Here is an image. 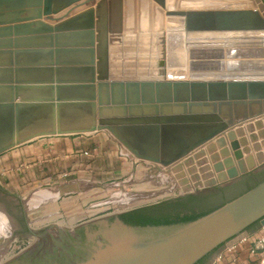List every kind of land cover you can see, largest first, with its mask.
I'll list each match as a JSON object with an SVG mask.
<instances>
[{
	"label": "water",
	"instance_id": "obj_1",
	"mask_svg": "<svg viewBox=\"0 0 264 264\" xmlns=\"http://www.w3.org/2000/svg\"><path fill=\"white\" fill-rule=\"evenodd\" d=\"M92 1L0 0V154L38 137L108 131L134 158L174 173L180 196L201 192L193 165L208 155L209 186L264 169L238 139L242 124H264V50L254 52L264 47V0H97L72 14ZM32 32L48 45L19 46ZM214 45L233 48L209 63L189 59L193 46ZM183 68L185 78L173 77ZM132 209L29 225L36 239L0 264H196L264 226V180L188 223L133 225L122 218Z\"/></svg>",
	"mask_w": 264,
	"mask_h": 264
},
{
	"label": "crops",
	"instance_id": "obj_2",
	"mask_svg": "<svg viewBox=\"0 0 264 264\" xmlns=\"http://www.w3.org/2000/svg\"><path fill=\"white\" fill-rule=\"evenodd\" d=\"M96 2L97 0H94L78 7L79 9L76 8L72 14ZM114 3L112 7L107 8L109 24L117 18ZM68 10L54 17H61ZM45 19L51 23L55 22ZM34 33L29 35L31 41L25 40L19 46L40 48L48 45L43 39L36 41L38 36ZM7 47V43L2 42L0 48ZM6 59L7 55H2L1 65L8 63ZM33 77L37 80H50L45 74H36ZM258 129L260 133L264 132V124ZM247 137L249 133L243 129L238 133L239 140ZM261 151H264V147ZM207 159V163L195 160L193 165L195 174L202 181L216 176L209 155ZM150 169L151 164L134 158L108 131L38 137L0 154V254L4 256V252L9 251L15 242V239L9 237L21 234L17 233L21 227L13 212L18 215L21 211V225L28 228L29 225L36 228L34 221L39 217V209L43 204H60L47 211L49 216L63 213L71 219H76L87 211L83 206V197L93 189L106 186L109 187L105 195H109V198L103 201L102 207L106 208L109 204L125 210L122 206L135 200L139 192L153 189ZM188 171L185 167V175L192 181ZM160 185L163 188L164 182ZM9 203L13 204L17 212L9 207ZM253 242L254 234L246 233L228 243L223 264H246L253 260L250 252V248L254 246Z\"/></svg>",
	"mask_w": 264,
	"mask_h": 264
},
{
	"label": "rangeland",
	"instance_id": "obj_3",
	"mask_svg": "<svg viewBox=\"0 0 264 264\" xmlns=\"http://www.w3.org/2000/svg\"><path fill=\"white\" fill-rule=\"evenodd\" d=\"M193 47H195L196 49L195 51H193L194 52L193 54L189 53V59L195 60L196 63L198 62L197 63L198 65L199 63H202V64L209 63V62L202 61V60L215 59L216 55L221 51V49L227 53L229 52L230 54V51L233 48L231 46L221 47L220 45L219 46H216V45L214 46H193ZM239 49L245 50L247 48H239ZM254 49H255L254 50L255 52L257 50H264V47H255ZM233 57L234 56L230 57V55L228 56L226 54V57L224 59L226 60L233 59ZM183 73L187 75V69L183 68V69H177L174 71V75H181ZM255 122L256 121L253 120V121H250L249 123H244L241 125V127L245 132L247 131V133H249V137H247L246 139L247 143L245 145L246 147L249 148V152L246 153L245 155L250 154V155L255 156V161L257 157L256 165L257 167H259L264 164V151H261L262 148L264 147V136L261 135L260 129L256 127ZM258 150H259V154H257ZM261 171L257 173L249 172L245 174V176H243L242 179H239L231 184L225 185L224 191L220 193L219 201H227L230 197L242 191H245L248 187V184L253 183L257 179L255 174L257 175ZM149 176H150V180L153 183V187L151 186V188L153 189L143 190L142 192H139V195L135 198V200L131 201L129 204H125L124 206H122L124 207V209L136 208L142 205L155 203L160 200L176 198L186 191L174 173L166 175L164 172H161V170L151 165V169L149 170ZM163 182H164V186L162 188L161 187L162 185L160 184ZM108 187L109 186L93 189L89 194L85 195L83 197V203H84L83 206L87 209V211H85L83 215H80L76 219H71L70 217L65 216L63 213L54 214V215L49 216L47 214L51 210V208H54V206L56 207L60 204L59 203L43 204V206H41V208L39 209L41 213L39 214V217L36 218V220L34 221L35 225L34 224L33 225L36 228H43V227H47L50 225H54L55 228L65 227V226L72 227L75 224H78L82 221L94 218L96 216L106 214L109 212H118V211L123 210L115 206H109V204L106 205V208L102 207L103 201L109 198V195H105V192L107 191L106 189ZM199 190H209V185L206 184V179L203 180V184ZM8 205L10 208H14L12 203H9ZM14 211L17 212L15 208H14ZM16 221L20 222V227H21L22 216L19 217V219L17 218ZM26 228L29 230L28 227ZM55 228L54 229L50 228L51 232H55L56 230ZM17 233H21V234H19L18 236L9 237V238L15 239V242H13L9 251L4 252V256L3 254L2 255L0 254V262L3 259H5L6 256L8 257L14 254L15 252L27 246L30 242H33L34 239H36L35 236L30 233V231H22L19 229ZM247 233L254 234V242H253L254 247L256 246V244L260 245V243H258L259 242L258 240L260 237L264 235V226H262L261 224H257L256 226L248 230ZM228 247L229 245L225 244L217 252L213 253L209 257V259L211 260V264H213L217 260V257L219 256V254L227 252ZM251 256L253 257V259H255V262H253L252 264H264V244L260 246V248L255 253L251 252Z\"/></svg>",
	"mask_w": 264,
	"mask_h": 264
},
{
	"label": "trees",
	"instance_id": "obj_4",
	"mask_svg": "<svg viewBox=\"0 0 264 264\" xmlns=\"http://www.w3.org/2000/svg\"><path fill=\"white\" fill-rule=\"evenodd\" d=\"M255 176L258 181L248 184L245 191L230 197L227 201L238 197L254 187L258 182L263 181L264 170L257 175L255 174ZM219 196L220 193L205 197L198 194H188L176 198L164 199L155 203L136 207L122 214V218L127 223L133 225H171L188 223L224 205L227 201H219ZM257 224H259V222L253 224L249 230Z\"/></svg>",
	"mask_w": 264,
	"mask_h": 264
},
{
	"label": "flooded vegetation",
	"instance_id": "obj_5",
	"mask_svg": "<svg viewBox=\"0 0 264 264\" xmlns=\"http://www.w3.org/2000/svg\"><path fill=\"white\" fill-rule=\"evenodd\" d=\"M245 176L242 175L240 179H242V177ZM255 181H258L257 179ZM224 188H225V185H221V184H218V185H213V186H209V190H201V192L199 193H196L200 196H210L211 194H216V193H222L224 191ZM12 211V210H11ZM13 212V211H12ZM13 216L15 217H21L22 216V213L20 211V213L17 215L16 213L13 212ZM18 217V219H19ZM256 224V223H255ZM20 230L22 231H29L25 225H21V228ZM213 253L207 255L206 257H204L203 259H201V261H199V263L197 264H211V260L209 259V257L212 255Z\"/></svg>",
	"mask_w": 264,
	"mask_h": 264
},
{
	"label": "built area",
	"instance_id": "obj_6",
	"mask_svg": "<svg viewBox=\"0 0 264 264\" xmlns=\"http://www.w3.org/2000/svg\"><path fill=\"white\" fill-rule=\"evenodd\" d=\"M258 241H259L258 243H260V245L256 244L255 247L252 246L250 248V252L255 253L260 248V246H262L264 244V235L262 237H260ZM226 255H227L226 253L219 254V256L217 257V260L213 264H223V261H224ZM253 262H255V259H253L250 262H248V264H252Z\"/></svg>",
	"mask_w": 264,
	"mask_h": 264
},
{
	"label": "bare ground",
	"instance_id": "obj_7",
	"mask_svg": "<svg viewBox=\"0 0 264 264\" xmlns=\"http://www.w3.org/2000/svg\"><path fill=\"white\" fill-rule=\"evenodd\" d=\"M88 5V4H87ZM79 9V8H78ZM77 10V9H76ZM83 10V9H82ZM78 12V11H77ZM260 58H262L261 56H260ZM173 77H175V78H185L186 77V75H185V73H183V74H181V75H173ZM184 187V186H183Z\"/></svg>",
	"mask_w": 264,
	"mask_h": 264
}]
</instances>
